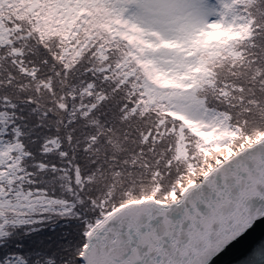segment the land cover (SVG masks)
Masks as SVG:
<instances>
[{
	"label": "snow or ice",
	"instance_id": "obj_1",
	"mask_svg": "<svg viewBox=\"0 0 264 264\" xmlns=\"http://www.w3.org/2000/svg\"><path fill=\"white\" fill-rule=\"evenodd\" d=\"M262 222L264 0H0V264H215Z\"/></svg>",
	"mask_w": 264,
	"mask_h": 264
},
{
	"label": "water",
	"instance_id": "obj_2",
	"mask_svg": "<svg viewBox=\"0 0 264 264\" xmlns=\"http://www.w3.org/2000/svg\"><path fill=\"white\" fill-rule=\"evenodd\" d=\"M262 246H264V222L257 224L242 241L220 255L215 264H243L254 251Z\"/></svg>",
	"mask_w": 264,
	"mask_h": 264
}]
</instances>
